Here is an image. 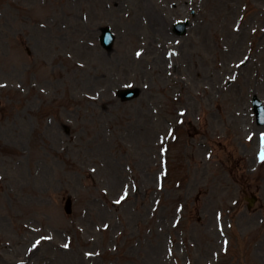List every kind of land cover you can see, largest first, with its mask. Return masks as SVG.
I'll list each match as a JSON object with an SVG mask.
<instances>
[{
	"label": "rangeland",
	"instance_id": "374dc122",
	"mask_svg": "<svg viewBox=\"0 0 264 264\" xmlns=\"http://www.w3.org/2000/svg\"><path fill=\"white\" fill-rule=\"evenodd\" d=\"M190 2L0 0V264H264V0Z\"/></svg>",
	"mask_w": 264,
	"mask_h": 264
},
{
	"label": "bare ground",
	"instance_id": "6f19581e",
	"mask_svg": "<svg viewBox=\"0 0 264 264\" xmlns=\"http://www.w3.org/2000/svg\"><path fill=\"white\" fill-rule=\"evenodd\" d=\"M142 6H143V5H142ZM145 6H146V5H145ZM150 11H151V10L149 9L148 12H147V8H146V10H145V15H146V17H147V13H148L149 18H151ZM145 22L149 23L150 20L147 21V19H145Z\"/></svg>",
	"mask_w": 264,
	"mask_h": 264
},
{
	"label": "snow or ice",
	"instance_id": "6c2138e0",
	"mask_svg": "<svg viewBox=\"0 0 264 264\" xmlns=\"http://www.w3.org/2000/svg\"><path fill=\"white\" fill-rule=\"evenodd\" d=\"M139 55V54H138ZM119 202V201H118ZM65 247H67V245H65Z\"/></svg>",
	"mask_w": 264,
	"mask_h": 264
}]
</instances>
